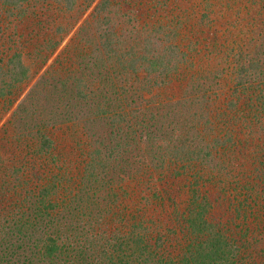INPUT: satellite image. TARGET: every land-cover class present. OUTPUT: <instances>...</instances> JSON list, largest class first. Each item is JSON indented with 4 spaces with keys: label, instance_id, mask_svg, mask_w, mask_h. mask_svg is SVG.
<instances>
[{
    "label": "trees",
    "instance_id": "16d2710c",
    "mask_svg": "<svg viewBox=\"0 0 264 264\" xmlns=\"http://www.w3.org/2000/svg\"><path fill=\"white\" fill-rule=\"evenodd\" d=\"M26 1L0 0V30ZM92 6L0 135V264H264V0ZM10 50L0 120L28 77Z\"/></svg>",
    "mask_w": 264,
    "mask_h": 264
},
{
    "label": "rangeland",
    "instance_id": "374dc122",
    "mask_svg": "<svg viewBox=\"0 0 264 264\" xmlns=\"http://www.w3.org/2000/svg\"><path fill=\"white\" fill-rule=\"evenodd\" d=\"M25 5L29 16L25 22H19L17 18L11 17L14 18L13 23L9 27L4 25L1 27L3 34L0 33V46L2 44L6 50L11 48L10 52L17 49L24 52L23 60L28 68V77L18 85L22 94L18 96L15 105L2 115L0 135L5 129L10 132L14 131V127L21 126L18 123L21 118L17 113L28 105L25 98L35 95V91L40 92L38 96L41 106L48 102L44 98L50 90L48 84H45L46 79L52 75L58 76L59 66L75 59L73 55L79 47L80 39L78 33L89 37L96 26L92 18L94 5L88 7L90 0H78L75 10L71 12L61 11L56 0H27ZM49 39L60 42L59 46H49L47 43ZM89 47L87 44L86 48ZM39 48L43 49V53L38 51ZM9 77L5 78L6 81H9ZM24 122L34 123L33 120L26 118Z\"/></svg>",
    "mask_w": 264,
    "mask_h": 264
}]
</instances>
